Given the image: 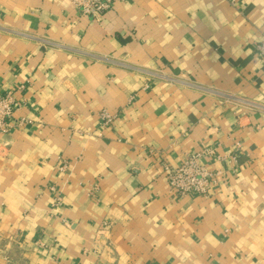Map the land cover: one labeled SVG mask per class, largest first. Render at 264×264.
Segmentation results:
<instances>
[{"label":"crops","instance_id":"1","mask_svg":"<svg viewBox=\"0 0 264 264\" xmlns=\"http://www.w3.org/2000/svg\"><path fill=\"white\" fill-rule=\"evenodd\" d=\"M111 1L0 0L25 120L0 135V264H264V0ZM209 149L210 195L171 190L162 164Z\"/></svg>","mask_w":264,"mask_h":264},{"label":"built area","instance_id":"2","mask_svg":"<svg viewBox=\"0 0 264 264\" xmlns=\"http://www.w3.org/2000/svg\"><path fill=\"white\" fill-rule=\"evenodd\" d=\"M82 14L99 19L101 15L112 7L111 0H69ZM258 52L264 59V41L258 47ZM15 91L9 90L0 92V135L10 132L14 126L21 125L24 119H14V113L18 108V102L14 96ZM100 127H109L113 122V115L106 110H101L98 114ZM208 156H214L216 160H226L224 157L216 154L212 149L199 151L186 156L181 162L175 166L169 163L162 164L163 174L167 180L168 186L179 196H186L191 193H197L202 196H209L211 189L217 185L220 177L224 173L223 169H209L202 159ZM232 159V158H231ZM230 160V159H229ZM67 167L63 162L58 166L59 171H63ZM53 193V201L58 205L62 201V196L55 186L49 187Z\"/></svg>","mask_w":264,"mask_h":264}]
</instances>
